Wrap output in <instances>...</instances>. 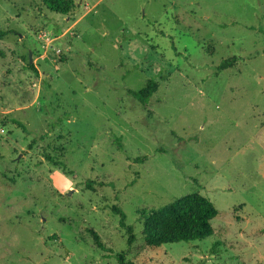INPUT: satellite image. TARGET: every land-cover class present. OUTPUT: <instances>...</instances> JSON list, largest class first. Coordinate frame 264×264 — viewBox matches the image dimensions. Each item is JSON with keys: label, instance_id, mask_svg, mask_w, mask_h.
<instances>
[{"label": "rangeland", "instance_id": "obj_1", "mask_svg": "<svg viewBox=\"0 0 264 264\" xmlns=\"http://www.w3.org/2000/svg\"><path fill=\"white\" fill-rule=\"evenodd\" d=\"M74 1L0 0V264H264V0ZM193 193L214 234L145 246Z\"/></svg>", "mask_w": 264, "mask_h": 264}, {"label": "trees", "instance_id": "obj_2", "mask_svg": "<svg viewBox=\"0 0 264 264\" xmlns=\"http://www.w3.org/2000/svg\"><path fill=\"white\" fill-rule=\"evenodd\" d=\"M43 3L51 12L64 16H70L76 8L74 0H43ZM7 33L9 32L0 31V39H4ZM237 61V58L224 61L217 67L218 72L233 67ZM29 67L36 71L33 65ZM158 87V84L151 80L143 89L139 91L129 90L128 93L142 104H146L158 91ZM120 141V139L117 140L118 143ZM118 146L122 149L121 144H118ZM48 161L54 162V159L48 157ZM111 209L114 215L119 217V223L128 235V245L132 246L137 236L134 232V227L127 223V214L118 206H112ZM217 216L218 210L214 203L198 193L181 197L161 209H143L140 214V220L143 222L144 244L147 247H160L164 244L205 240L214 234L211 223ZM91 234L95 244L100 249L106 250L97 232L91 230ZM118 260L120 264H135L126 262L123 255H120Z\"/></svg>", "mask_w": 264, "mask_h": 264}]
</instances>
